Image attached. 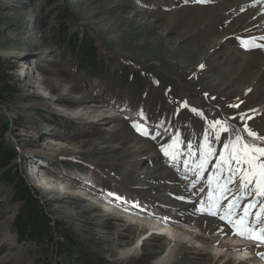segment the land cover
<instances>
[{"label": "rangeland", "instance_id": "1", "mask_svg": "<svg viewBox=\"0 0 264 264\" xmlns=\"http://www.w3.org/2000/svg\"><path fill=\"white\" fill-rule=\"evenodd\" d=\"M61 21L92 36L117 73L123 66L148 73L143 93L79 71L55 36ZM0 61L10 85L0 93V131L70 236L62 253L61 238L57 251L18 242L19 204L0 180V264H72L79 250L98 264L143 255L148 264L264 263L259 255L239 260L223 243L242 240L260 254L264 244L199 211L223 141L241 135L264 147L243 131L247 124L264 138V0H0ZM214 120H227L229 131L221 140L211 133L217 152L197 177L193 165ZM173 139L176 159L161 151ZM229 187L222 207L239 185Z\"/></svg>", "mask_w": 264, "mask_h": 264}, {"label": "trees", "instance_id": "2", "mask_svg": "<svg viewBox=\"0 0 264 264\" xmlns=\"http://www.w3.org/2000/svg\"><path fill=\"white\" fill-rule=\"evenodd\" d=\"M64 23L65 21H61L55 36L61 47L65 48L72 57L79 71L85 72L92 79L116 81L119 86L134 94L143 93L145 84L149 81L148 73L141 74L139 70H131L127 66H123L117 73L107 66L92 36L84 32L72 31ZM7 76L6 66L0 61V93L9 90ZM116 107L123 109L121 106ZM4 131L5 128L0 131V180L10 188L9 200L19 204L12 221V229L17 241H31L42 247L55 244V251L58 250L60 243L66 247L59 252L62 253L69 247L65 244V240L70 239L68 231L61 221L51 216L38 190L26 180L17 161L20 159V154L8 141H5ZM60 238L61 241L58 243ZM149 260L150 255H143L132 264H148ZM72 264L98 263L95 262L94 254L79 250ZM105 264L112 263L105 262Z\"/></svg>", "mask_w": 264, "mask_h": 264}, {"label": "snow or ice", "instance_id": "3", "mask_svg": "<svg viewBox=\"0 0 264 264\" xmlns=\"http://www.w3.org/2000/svg\"><path fill=\"white\" fill-rule=\"evenodd\" d=\"M199 2H207V0H199ZM242 43L244 42L242 41ZM200 67L202 68L203 65ZM232 107H238V105H232ZM193 111L195 112L196 109ZM245 117L246 114H240L241 120H244ZM227 125V120H214L208 123L204 132V143L200 146L199 161L193 165L197 177L204 172L209 158L215 156L217 152L211 146V133L215 131V139L221 140V134L229 131ZM133 127L142 135H148V132L140 125L134 123ZM243 131L253 141L264 139L251 130L247 124ZM177 143L178 140L173 139L171 144L162 145L161 151L166 156L176 159ZM169 149L172 151L170 152ZM191 154L190 151L189 155ZM188 163L186 160L185 164ZM214 167V173L208 176V185L212 190L209 191L207 201L202 203L199 211L207 212L213 216L218 215L220 220H225L231 225L233 235H239L258 246L264 244V147L246 141L241 135H236L234 139L223 141V150L219 152ZM225 169L228 175L226 178H222L221 174ZM213 183H215V188H213ZM236 183L239 185L238 189L228 200L226 207H222L221 200L227 193L233 191L229 185ZM245 197H250V199L243 204L241 210L240 202Z\"/></svg>", "mask_w": 264, "mask_h": 264}, {"label": "bare ground", "instance_id": "4", "mask_svg": "<svg viewBox=\"0 0 264 264\" xmlns=\"http://www.w3.org/2000/svg\"><path fill=\"white\" fill-rule=\"evenodd\" d=\"M223 85V84H222ZM116 114H119V112L118 113H116ZM115 115V114H114ZM10 218H11V216L8 218L7 217V219H6V224L7 225H9V223H10ZM162 225L160 226V228L161 229H166V230H170V227L168 226V225H170V223H166V222H163V223H161ZM204 226V225H203ZM190 227V226H189ZM189 230H192L191 228H189ZM168 237L169 238H171V236H169L168 235ZM170 241V240H169ZM167 242V245H168V247H169V243L170 242ZM242 241V240H241ZM240 240H238L237 239V241H230L231 243H228V242H224L223 243V245L225 246V247H227V248H234V249H237L238 251H237V253L236 254H238V255H240V259L239 260H250L251 258L253 259V258H257L258 257V255L260 256V257H258L261 261H263L264 262V260H263V258H264V256L263 255H261L260 253H263L262 251V249H246V247L244 248V247H242L243 245H245V243L244 242H241ZM239 245H242V246H239ZM137 246H138V240H137V242H136V245H134L132 248H133V250H135L136 248H137ZM246 246V245H245ZM219 253V252H218ZM218 253H216V254H218ZM255 253V254H254ZM173 258H174V256H171L170 257V259H171V261L173 260ZM264 264V263H263Z\"/></svg>", "mask_w": 264, "mask_h": 264}]
</instances>
